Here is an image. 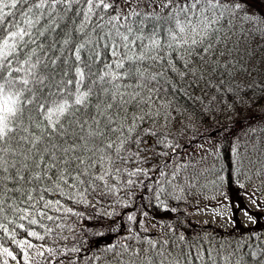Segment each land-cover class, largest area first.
Wrapping results in <instances>:
<instances>
[{"label": "trees", "instance_id": "16d2710c", "mask_svg": "<svg viewBox=\"0 0 264 264\" xmlns=\"http://www.w3.org/2000/svg\"><path fill=\"white\" fill-rule=\"evenodd\" d=\"M221 2L230 11L213 26L220 31L205 40L211 54L200 52L217 67L200 79L181 75L182 63L206 66L194 55L172 53L176 71L165 65L164 76L141 92L151 95L147 106L126 108L125 128L132 130L123 132L121 159L113 154V165L89 169L78 179L73 172L64 181L6 183L0 192V264H146L145 257L152 264L160 259L165 264H264V0ZM233 3L241 8L232 9ZM28 7L14 9L9 3L3 12L14 15L0 20L4 31H15L14 24L26 27L20 13ZM154 8L161 19L149 17L145 23L159 24L164 35L174 27L162 19L169 9L159 0ZM77 10L76 4L67 12L57 6L59 27L37 39L45 49H37L43 59L67 52L63 32L73 39L81 35L86 5H79L80 15ZM179 18L184 20L182 14ZM37 27L44 31L46 18ZM155 70H161L159 64ZM38 71L48 75L42 65ZM33 187L40 192H31L28 200L26 189ZM223 200L232 209L230 226L195 218L198 208ZM240 210L253 220L245 222ZM134 250L139 257H133ZM158 252L163 255L157 257Z\"/></svg>", "mask_w": 264, "mask_h": 264}, {"label": "snow or ice", "instance_id": "6c2138e0", "mask_svg": "<svg viewBox=\"0 0 264 264\" xmlns=\"http://www.w3.org/2000/svg\"><path fill=\"white\" fill-rule=\"evenodd\" d=\"M122 2L123 8H120L121 0H0V20L4 15H14L3 12L9 3L14 9L18 4L29 5L26 12L20 13L26 27L14 24L15 31H4L0 25V192L6 190L8 181L20 184L52 182L53 178L64 181L73 172L78 179L89 169L113 165V154L121 159L120 151L127 141L123 132L132 130L125 128L130 116L126 108L132 105L139 110L141 103L147 106L151 95L141 92L150 82L164 76L165 65L176 71L171 67L172 53L194 55L206 66L201 69L182 63L181 75L200 79L217 67L215 61L205 60L200 52L211 54L212 45L205 40L220 31L213 26L230 11L228 4L221 0H159L169 9L162 19L174 25L167 27L162 35L159 24L145 23L149 17L161 19L154 14L158 0ZM81 3L86 5L78 29L81 35L73 39L70 33L63 32L66 38L61 44L67 52L56 54L54 59H43L37 49L41 52L45 49L37 44V39L45 31L50 33L59 27L54 19L57 6L67 12L76 4V15H80ZM231 8L238 9L241 5L233 3ZM181 14L183 21L179 18ZM92 17L96 18L95 23ZM45 18L47 27L41 31L37 26ZM85 25L91 27L85 31ZM49 48H55V42ZM184 59L180 56L181 61ZM157 64L159 71L155 70ZM41 65L48 75L38 71ZM68 72L72 73L71 78ZM32 112L36 113L35 119ZM130 118L142 120L143 116ZM97 178L103 180L104 176ZM26 191L31 200V192L39 194L40 189L33 187ZM139 255L133 251L134 258ZM155 255L159 257L163 253ZM145 261L152 264L147 257ZM157 264L165 261L160 259Z\"/></svg>", "mask_w": 264, "mask_h": 264}, {"label": "rangeland", "instance_id": "374dc122", "mask_svg": "<svg viewBox=\"0 0 264 264\" xmlns=\"http://www.w3.org/2000/svg\"><path fill=\"white\" fill-rule=\"evenodd\" d=\"M189 35H191L190 32ZM198 38L199 37H197V39ZM248 201L251 204H249L248 202L247 203L255 208L256 204L253 202V200L249 198ZM245 214H247V211L240 210L238 212V215L240 217H248L245 216ZM194 215L197 219H200L202 221L214 222L222 227L231 225L232 221V209L228 201H223L219 204H214L213 206L203 207L197 210Z\"/></svg>", "mask_w": 264, "mask_h": 264}]
</instances>
